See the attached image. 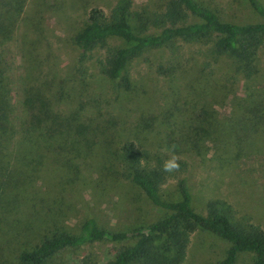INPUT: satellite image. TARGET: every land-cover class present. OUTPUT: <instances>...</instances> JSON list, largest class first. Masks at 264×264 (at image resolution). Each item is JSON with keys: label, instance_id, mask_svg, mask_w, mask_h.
Instances as JSON below:
<instances>
[{"label": "rangeland", "instance_id": "1", "mask_svg": "<svg viewBox=\"0 0 264 264\" xmlns=\"http://www.w3.org/2000/svg\"><path fill=\"white\" fill-rule=\"evenodd\" d=\"M116 1L63 0L60 14L46 11L37 16L34 1L26 0L21 15L33 14L37 24L40 22L37 27L42 29V35L37 38L29 32L24 36L19 21V27L0 41L15 115H24L26 98L42 101L43 111L37 114L34 136L40 133L49 140L42 143L44 149H35L39 152L33 157L41 160L40 165L34 164L39 169L31 193L37 214L32 217L33 213L25 211L12 215L15 238L9 242V250L16 253L21 247L30 248L55 226L77 232L88 217H93L100 227L123 231L168 214L169 210L155 206L123 176L120 145L126 140L165 160L175 153L188 162L185 171L162 185L163 199L179 198L177 182L185 176L197 211L206 213L207 201L218 199L235 219L256 223L264 229V111L255 109L256 100L250 95L254 88L264 92V46L259 52L258 79L247 89L240 77L228 82L225 94L211 103L218 119L233 123L232 137L221 142L207 140L204 149L197 152L179 138H167L165 129L183 124V90L181 96L172 90L178 84L181 87L195 81L199 68L210 59L204 53L205 46L179 41L182 65L174 76L157 71L158 63L170 57L167 50H150L135 58L129 64L136 86L133 93L125 91L120 79L101 73L92 60L84 64L83 73L79 72L74 35L85 23L91 7L99 6L108 14ZM130 1L135 10H153L162 8L167 0ZM206 2L226 20L258 19L247 0ZM108 42L111 46L121 45L114 38ZM104 53L105 47L92 52L94 56ZM215 64L217 77L229 66L224 60ZM175 101L180 103L175 105ZM152 120L155 123L150 125ZM52 197L55 199L51 200ZM48 201L59 203L65 212L51 219ZM52 220L58 223L54 225ZM130 241L84 243L65 250L53 264H78L89 253L96 255L98 264H103ZM227 246L221 238L196 231L183 264H209L221 258ZM14 256L12 253L9 260ZM253 262L252 253L242 252L235 264Z\"/></svg>", "mask_w": 264, "mask_h": 264}, {"label": "trees", "instance_id": "2", "mask_svg": "<svg viewBox=\"0 0 264 264\" xmlns=\"http://www.w3.org/2000/svg\"><path fill=\"white\" fill-rule=\"evenodd\" d=\"M25 1L0 0V41L19 27V21L24 36L29 32L35 33L37 38L42 35V29L37 27L40 22L37 24L33 14L22 17ZM33 1L37 16L46 11L60 14L63 8V0ZM247 1L258 16L254 21L226 20L206 0H167L162 8L153 10H135L130 0H117L108 14L103 8L93 6L87 12L85 23L73 37L79 51V72L83 73L84 64L92 60L101 73L111 79H120L125 91L133 93L136 86L129 64L135 58L150 50H167L170 57L158 63L157 71L174 76L182 65L179 61V41L205 46L204 53L210 59L199 68L195 81L183 83L181 87L178 84L172 90L177 96H181L183 90L181 107L184 119L179 128L166 127L165 136L179 138L197 152L204 149L207 140L229 141L233 123L218 119L211 103L225 94L226 85H230L228 82L240 77L247 89L261 74L258 60L264 46V2ZM111 38L120 40L121 45L111 46L108 42ZM104 47V55L92 54ZM219 60L229 62V66L217 77L215 63ZM185 73L183 68V77ZM250 95L256 100L255 109L264 111V92L261 88H254ZM42 103L34 97L26 98L24 115H15L0 53V264H53L65 250L84 243L108 241L120 244L125 240L131 241L103 264H183L191 236L199 230L228 243L224 255L209 264H235L242 252L253 254V264H264L262 227L247 220L235 219L218 199L207 201L206 213L197 211L185 176L177 182L179 198L163 199L160 194L162 185L185 171L188 162L180 159L179 171L166 173L162 171L165 159L142 149L132 140L120 145L123 176L137 185L155 206L169 210L168 214L154 222L123 231L100 227L93 217H88L77 232L55 226L30 248L21 247L16 253L9 250V242L15 238L11 228L12 215L25 211L33 213L32 217L37 214L31 193L35 190L33 180L39 169L34 164L40 165L41 160L33 157L39 152L36 148L44 149L42 143L49 142L40 133L34 136L37 114L43 111ZM179 103L175 101V105ZM259 121L257 118L256 123ZM154 123L152 120L149 124ZM54 199L52 197L51 200ZM47 206L51 219L65 212L55 201H48ZM52 222L54 225L58 223L57 220ZM12 253L15 256L9 260ZM78 264H98L96 255L89 253Z\"/></svg>", "mask_w": 264, "mask_h": 264}, {"label": "clouds", "instance_id": "3", "mask_svg": "<svg viewBox=\"0 0 264 264\" xmlns=\"http://www.w3.org/2000/svg\"><path fill=\"white\" fill-rule=\"evenodd\" d=\"M180 157L173 153L171 154L163 163L162 165V171L166 173H173L177 172L180 169Z\"/></svg>", "mask_w": 264, "mask_h": 264}]
</instances>
